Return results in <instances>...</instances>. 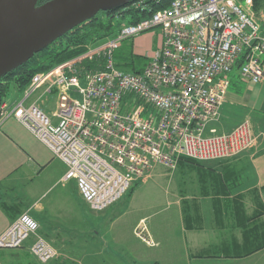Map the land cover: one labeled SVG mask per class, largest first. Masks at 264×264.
Instances as JSON below:
<instances>
[{
  "label": "built area",
  "instance_id": "2783aa9c",
  "mask_svg": "<svg viewBox=\"0 0 264 264\" xmlns=\"http://www.w3.org/2000/svg\"><path fill=\"white\" fill-rule=\"evenodd\" d=\"M154 1L163 6L149 17L36 74L20 101L1 106L0 129L14 118L48 146L68 167L64 180L76 181L94 212L121 201L156 165L237 158L259 138L248 120L229 133L213 128L238 66L244 81L264 82V30L252 12L254 0ZM156 30L161 44L142 73L116 65L114 52L126 40ZM97 58L102 69L81 76L80 65ZM40 89L57 92V123L33 101ZM38 230L23 213L0 235V249L20 248L33 237L32 254L48 263L58 252ZM145 232L139 227L140 236Z\"/></svg>",
  "mask_w": 264,
  "mask_h": 264
},
{
  "label": "crops",
  "instance_id": "0c3cea01",
  "mask_svg": "<svg viewBox=\"0 0 264 264\" xmlns=\"http://www.w3.org/2000/svg\"><path fill=\"white\" fill-rule=\"evenodd\" d=\"M254 3L256 10L258 0ZM152 40L159 48L160 31L128 39L122 47L129 45L128 54L141 57L145 66L155 53L149 48ZM21 99L6 102L12 106ZM33 101L57 123V92L41 89ZM220 113L213 125L220 133L246 120L255 134L264 132V82L242 81L234 70ZM251 153L193 164L197 180L188 192L173 194L165 209L137 215L133 193L126 208L119 206L123 198L104 212H94L76 181L64 180L67 165L10 118L0 129V235L29 213L39 223L38 234L58 256L40 262L32 254L31 237L20 248L0 249V264H264V187L259 176L263 163L255 160L258 153ZM141 221L154 241L151 245L134 234Z\"/></svg>",
  "mask_w": 264,
  "mask_h": 264
},
{
  "label": "water",
  "instance_id": "95a60500",
  "mask_svg": "<svg viewBox=\"0 0 264 264\" xmlns=\"http://www.w3.org/2000/svg\"><path fill=\"white\" fill-rule=\"evenodd\" d=\"M132 0H0V78L106 12Z\"/></svg>",
  "mask_w": 264,
  "mask_h": 264
},
{
  "label": "trees",
  "instance_id": "16d2710c",
  "mask_svg": "<svg viewBox=\"0 0 264 264\" xmlns=\"http://www.w3.org/2000/svg\"><path fill=\"white\" fill-rule=\"evenodd\" d=\"M49 1L51 0H39L38 5H43ZM162 6L163 4L160 3V5H158L154 0H132L109 11L100 12L90 22L74 28L71 32L51 44L44 51L35 55L26 64L0 78V112L1 106L4 103H7L6 98L12 83L15 84L21 92H24L36 74L46 73L53 68L84 54L87 51V47L96 46L107 39L114 38L123 25L137 23L142 19L149 17ZM118 14L122 17L128 18V21L122 25L114 24V18ZM116 51L114 52L116 65L124 71H127L124 69L125 67L132 66L131 71L127 72L142 73L147 66H144L143 64L140 65V68L137 67V64H139L138 62L142 59L139 56L135 57L128 54L129 48H126L124 52L118 55L116 54ZM119 58L121 62H117ZM239 64H241V61ZM102 67V59L100 58L93 61H86L79 67L80 75L83 76L84 73L101 70ZM238 67L236 72H238ZM187 161H190L193 164L202 165L201 162L189 159H187ZM136 187L137 186H133L130 189L128 192L129 195L133 193ZM257 217L258 216L251 218L250 221Z\"/></svg>",
  "mask_w": 264,
  "mask_h": 264
},
{
  "label": "rangeland",
  "instance_id": "374dc122",
  "mask_svg": "<svg viewBox=\"0 0 264 264\" xmlns=\"http://www.w3.org/2000/svg\"><path fill=\"white\" fill-rule=\"evenodd\" d=\"M256 10H255V3H254L252 7L253 14L255 15V17L257 18L259 22L260 21L264 22V0H258V3H256ZM256 12L258 13L257 15H256ZM127 21H128V18L122 17L119 14L114 18V24H118V25H122L126 23ZM156 31H152L149 33L155 34ZM153 42L154 41L152 40L151 43L149 44V48L154 53V51L156 52L158 48V42L157 43H153ZM126 48H129V45H124L123 47L118 49L116 51V54L117 55L121 54L122 52H124V50H126ZM117 62H121L120 58L117 60ZM138 63L139 64H137V67L140 68V65H143L145 62L139 61ZM131 67L132 66H128V67H125L124 69H126L127 71H131ZM239 77L242 81H244L240 75ZM229 87H230V77H229ZM21 96H23V92H21L17 88V86L12 83L6 100L9 101L11 99L21 98ZM256 135L259 137L257 141V145L252 150L245 152L244 154H241L237 158H240L245 154H249L252 151L254 152L255 155L258 153L255 156V160L257 162L263 163V166L260 169L259 176H260L262 186L264 187V145L261 146V143L264 140V132L260 131L259 133H256ZM182 161L184 162L180 165V167L177 166L175 169H169L162 165H156L145 180L134 184V186H137V187L133 191V193L135 194L133 197L134 199L132 200V204L136 210L137 215L138 214L148 215L154 210V208L155 209H165L167 207V202L170 201L171 196L173 194L175 193L177 194L178 192L185 193L189 191L190 183L194 180H197L196 178L198 177V170L196 168H193V163L187 161V159H183ZM131 195L127 193L123 201L119 203V206L126 208L128 203H130V201L128 200L130 199ZM145 226H146L145 222L141 221L134 229L135 236L141 242H144L146 244L148 240L150 239L152 240V242H154L148 232H145L143 234L144 237L139 235L138 233L139 227L143 228Z\"/></svg>",
  "mask_w": 264,
  "mask_h": 264
}]
</instances>
